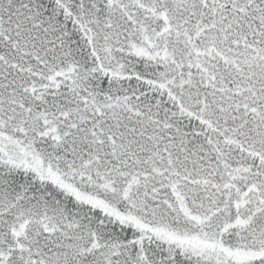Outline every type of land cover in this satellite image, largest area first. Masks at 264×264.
I'll list each match as a JSON object with an SVG mask.
<instances>
[{
	"label": "snow or ice",
	"instance_id": "6c2138e0",
	"mask_svg": "<svg viewBox=\"0 0 264 264\" xmlns=\"http://www.w3.org/2000/svg\"><path fill=\"white\" fill-rule=\"evenodd\" d=\"M0 264H264V0H0Z\"/></svg>",
	"mask_w": 264,
	"mask_h": 264
}]
</instances>
